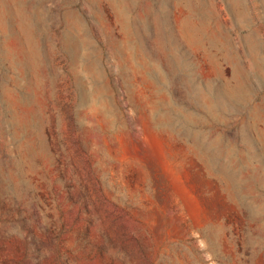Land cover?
Segmentation results:
<instances>
[{
  "label": "rangeland",
  "instance_id": "obj_1",
  "mask_svg": "<svg viewBox=\"0 0 264 264\" xmlns=\"http://www.w3.org/2000/svg\"><path fill=\"white\" fill-rule=\"evenodd\" d=\"M0 264H264V0H0Z\"/></svg>",
  "mask_w": 264,
  "mask_h": 264
}]
</instances>
